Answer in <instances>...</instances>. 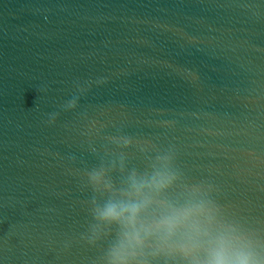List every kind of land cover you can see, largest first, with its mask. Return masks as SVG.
Masks as SVG:
<instances>
[{"label": "water", "instance_id": "water-1", "mask_svg": "<svg viewBox=\"0 0 264 264\" xmlns=\"http://www.w3.org/2000/svg\"><path fill=\"white\" fill-rule=\"evenodd\" d=\"M117 134L264 231V0H0V264H90L79 171Z\"/></svg>", "mask_w": 264, "mask_h": 264}, {"label": "clouds", "instance_id": "clouds-1", "mask_svg": "<svg viewBox=\"0 0 264 264\" xmlns=\"http://www.w3.org/2000/svg\"><path fill=\"white\" fill-rule=\"evenodd\" d=\"M75 89L61 105L65 112L87 91ZM59 115L49 113L47 123ZM105 139L112 148L100 154L90 146L98 162L79 171L90 218L80 240L97 251L90 264H264V231L223 206L212 182L180 168L175 146L157 148L123 134ZM133 146L142 168L129 166L126 150Z\"/></svg>", "mask_w": 264, "mask_h": 264}]
</instances>
